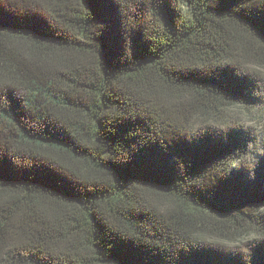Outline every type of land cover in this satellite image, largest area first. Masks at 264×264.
<instances>
[{"label":"trees","instance_id":"trees-1","mask_svg":"<svg viewBox=\"0 0 264 264\" xmlns=\"http://www.w3.org/2000/svg\"><path fill=\"white\" fill-rule=\"evenodd\" d=\"M264 0H0V264H264Z\"/></svg>","mask_w":264,"mask_h":264},{"label":"rangeland","instance_id":"rangeland-1","mask_svg":"<svg viewBox=\"0 0 264 264\" xmlns=\"http://www.w3.org/2000/svg\"><path fill=\"white\" fill-rule=\"evenodd\" d=\"M241 120L243 121V125L246 127H255L260 133V131L264 130V117L259 118L258 114L255 113H248L243 114L239 113Z\"/></svg>","mask_w":264,"mask_h":264}]
</instances>
